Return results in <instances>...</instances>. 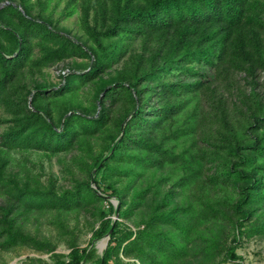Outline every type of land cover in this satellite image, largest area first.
<instances>
[{"label":"trees","instance_id":"16d2710c","mask_svg":"<svg viewBox=\"0 0 264 264\" xmlns=\"http://www.w3.org/2000/svg\"><path fill=\"white\" fill-rule=\"evenodd\" d=\"M31 9L0 7V252L28 247L54 264H244L237 250L264 237V0H83L84 41ZM73 58L88 63L63 84L27 81ZM114 66L93 114L67 108ZM30 150L74 151L66 168L79 176L59 188L12 172L9 154ZM35 212L55 213L68 254L25 230ZM69 214L98 224L91 242L110 235L101 255L79 246Z\"/></svg>","mask_w":264,"mask_h":264},{"label":"rangeland","instance_id":"374dc122","mask_svg":"<svg viewBox=\"0 0 264 264\" xmlns=\"http://www.w3.org/2000/svg\"><path fill=\"white\" fill-rule=\"evenodd\" d=\"M18 4L19 0H0V7L8 4ZM83 0H30L32 5V14L38 16V14H44L51 20L52 24L63 32H68L71 36L84 41V32L81 28V9ZM64 12H71V15H66ZM92 13V12H91ZM88 63V60L80 58H73L66 60L62 63L55 65L54 67L45 69L42 73H36L34 75L27 74V81L30 84L41 83L47 87H55L64 83L63 75H67L72 71H84V64ZM118 66H114L111 70L102 76V79H97L96 82L82 87L77 92V97L74 103L68 105V109L77 110L78 112H84L93 114L95 107V96L97 95V89L105 87L107 83H110V77L114 75V70ZM242 74H238L236 78L243 84V80L240 77ZM261 81H264V73L261 75ZM219 82H217L218 84ZM222 89V87H220ZM55 117H58V113H54ZM0 117L6 118L7 115L0 108ZM2 118V119H3ZM6 127L5 123L0 124V133ZM76 153H61L58 155H50L42 151L30 150V151H13L9 154L11 157L10 169L14 173L23 175L29 171L37 175L42 182H47L48 178H54L56 180L57 187L67 188L71 186L72 176H79L78 171L73 168L74 174L68 172L67 166L70 164L72 157ZM1 200V199H0ZM110 201L117 207L118 201L114 198H110ZM137 212H148L147 206L140 207ZM53 212L40 213L35 212L26 219L24 228L26 231L37 237H47L57 244L56 252L59 254H68L70 252L66 245V237L61 236L53 223ZM117 219V216H113ZM134 219L128 221L129 226L134 229ZM67 223L71 228L76 229L78 235V243L80 247L91 246L95 251V257L101 255L106 247L104 244L107 242V238L100 240H94L91 242L92 226H97L94 219L86 214H80L79 217H75L72 214L67 216ZM90 247V248H91ZM237 253L242 257L244 264H264V237H253L246 240L245 244L237 250ZM31 259H43L49 264H54L50 253L37 252L28 247H19L9 252H0V264H27ZM137 264H140L136 262ZM83 264H92L91 261Z\"/></svg>","mask_w":264,"mask_h":264},{"label":"water","instance_id":"95a60500","mask_svg":"<svg viewBox=\"0 0 264 264\" xmlns=\"http://www.w3.org/2000/svg\"><path fill=\"white\" fill-rule=\"evenodd\" d=\"M109 236H110V235H107V237H106V238H107V242L104 244V247H106L107 244H108Z\"/></svg>","mask_w":264,"mask_h":264}]
</instances>
